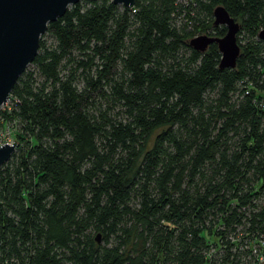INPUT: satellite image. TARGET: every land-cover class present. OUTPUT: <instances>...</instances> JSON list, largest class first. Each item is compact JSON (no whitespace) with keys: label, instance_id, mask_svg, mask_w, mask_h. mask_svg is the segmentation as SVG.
Masks as SVG:
<instances>
[{"label":"trees","instance_id":"trees-1","mask_svg":"<svg viewBox=\"0 0 264 264\" xmlns=\"http://www.w3.org/2000/svg\"><path fill=\"white\" fill-rule=\"evenodd\" d=\"M216 6L232 70L187 45L224 35ZM262 29L264 0H80L48 23L0 111V264H259Z\"/></svg>","mask_w":264,"mask_h":264},{"label":"water","instance_id":"water-1","mask_svg":"<svg viewBox=\"0 0 264 264\" xmlns=\"http://www.w3.org/2000/svg\"><path fill=\"white\" fill-rule=\"evenodd\" d=\"M80 0H0V107L4 106L19 76L32 62L38 50L40 36L48 23L60 18L69 6ZM114 5L132 8L134 0H111ZM212 26H222V37L199 35L188 40L187 45L204 53L211 44L219 54L218 69L232 70L240 54L236 41L239 24L221 6L211 12ZM257 39L264 44V29L257 32ZM15 149L12 144L0 146V167L8 161ZM99 242V235L95 236Z\"/></svg>","mask_w":264,"mask_h":264},{"label":"rangeland","instance_id":"rangeland-1","mask_svg":"<svg viewBox=\"0 0 264 264\" xmlns=\"http://www.w3.org/2000/svg\"><path fill=\"white\" fill-rule=\"evenodd\" d=\"M191 0H178V2L182 5H184L187 2H190ZM180 18H178V20L176 21V25H180L182 24V20H180ZM210 30H207L206 32H199L196 36L199 35H209ZM240 39L243 38V35H239ZM243 43V42H242ZM26 69H28V67H26ZM7 104V102H6ZM4 105L2 107H0V111H4L7 108V105ZM14 131H15V127L14 124L11 122H7V123H1L0 121V146H2L3 144H12L13 143V136H14ZM260 254H264V248L261 250Z\"/></svg>","mask_w":264,"mask_h":264},{"label":"built area","instance_id":"built-area-1","mask_svg":"<svg viewBox=\"0 0 264 264\" xmlns=\"http://www.w3.org/2000/svg\"><path fill=\"white\" fill-rule=\"evenodd\" d=\"M264 248V242L262 243V249ZM264 258H263V256H262V254H260L259 256H258V262H259V264H264V260H263Z\"/></svg>","mask_w":264,"mask_h":264}]
</instances>
